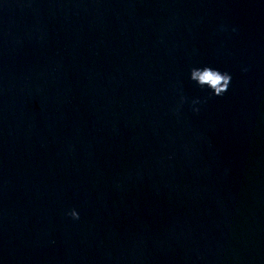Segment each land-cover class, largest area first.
I'll use <instances>...</instances> for the list:
<instances>
[{"label": "water", "instance_id": "obj_1", "mask_svg": "<svg viewBox=\"0 0 264 264\" xmlns=\"http://www.w3.org/2000/svg\"><path fill=\"white\" fill-rule=\"evenodd\" d=\"M0 264H264V0H0Z\"/></svg>", "mask_w": 264, "mask_h": 264}, {"label": "clouds", "instance_id": "obj_2", "mask_svg": "<svg viewBox=\"0 0 264 264\" xmlns=\"http://www.w3.org/2000/svg\"><path fill=\"white\" fill-rule=\"evenodd\" d=\"M190 79L196 82L201 89L207 88L212 95L219 97L223 96L228 90L231 75L228 72H221L211 66H204L202 68H192L190 70ZM197 102L199 101H193V103ZM68 215L73 219H79V214L75 210L69 212Z\"/></svg>", "mask_w": 264, "mask_h": 264}]
</instances>
